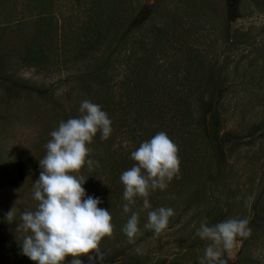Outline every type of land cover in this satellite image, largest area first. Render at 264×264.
<instances>
[{
	"label": "rangeland",
	"instance_id": "rangeland-1",
	"mask_svg": "<svg viewBox=\"0 0 264 264\" xmlns=\"http://www.w3.org/2000/svg\"><path fill=\"white\" fill-rule=\"evenodd\" d=\"M29 4L30 0H13L7 5L17 16L21 12L27 16V35L38 17V12L27 11L33 8ZM90 6L87 0H55L51 13L59 30L55 46H66L55 53L61 61L70 60L73 38ZM173 10V15L188 16V45L216 57L217 65L224 66L215 84L217 91L211 84L203 85L193 110L210 124L224 177L192 189L194 195L174 210L159 234L143 226L133 242L128 239L99 247L103 264H199L211 243L197 235L201 223L214 225L237 218L246 219L248 228L264 227V0H134L123 30L125 40H137L141 46L153 44L170 23ZM232 36L237 37L235 47L229 43ZM164 48L161 58L168 62L177 58L171 42L165 41ZM119 49L109 55L108 63L101 61L85 69L69 61L55 70L20 68L15 57L0 51V264L35 263L22 253L26 233L18 224L21 212L35 210L38 204L33 184L41 171L39 159L46 154L51 131L61 121L80 116L76 108L80 95L97 97L99 84L120 78L121 66L113 60ZM224 50L232 55L231 60L225 59ZM99 142L103 143L98 133L92 144L97 147ZM13 207L15 217L9 223L6 214ZM144 219L147 223V214ZM250 229L248 237L238 236L231 249L222 250L227 264H236L243 250L249 264H264V242L256 241ZM81 259L89 264L87 256Z\"/></svg>",
	"mask_w": 264,
	"mask_h": 264
},
{
	"label": "trees",
	"instance_id": "trees-1",
	"mask_svg": "<svg viewBox=\"0 0 264 264\" xmlns=\"http://www.w3.org/2000/svg\"><path fill=\"white\" fill-rule=\"evenodd\" d=\"M12 1H0V51L15 57L20 68L63 69L61 66L71 61L72 64H82L85 69H89L101 61L108 63L109 55L120 47L113 59L121 66L120 78L99 84L95 93L97 97H93L94 94L80 95L79 106L76 107L79 109L82 101L89 100L99 104L112 121V132L106 141L102 144L99 142L97 147L92 143L87 145L91 149L87 159L98 161L99 167L94 166L89 171L85 164L79 173H73L86 179L83 185L86 194L100 198L102 203L98 207L108 209L112 216L113 234L102 239L100 248L128 240L122 229L131 211H123L127 201L123 198L124 185L120 175L135 163L131 152L156 133L166 132L178 146L180 171L165 190L150 192L148 200L151 208L140 211V229L146 223L144 215L149 210L170 207L176 211L206 183L204 181L214 183L223 179L224 167L217 155L220 149L217 150L210 124L202 119L203 115L193 110L203 85L211 84L216 89L220 68L224 66L217 65L216 57L203 55L199 48L188 45L190 27L186 22L187 15L181 12L173 15V10L170 13L171 21L166 24L163 34L153 44L141 46L137 40L126 41L123 33L134 0H87L91 10L73 38V53H70V60L61 61L55 53L66 46H55L54 39L59 31L52 23L55 0H30L32 5L29 4V7L33 8L27 11L38 12V17L31 24L30 35H27V16L23 12L17 16V11L12 13L8 10L7 5H11ZM204 5L202 3L199 9ZM186 6L189 8L187 2ZM234 38L230 37L229 43H236L237 37ZM165 41L171 42L175 51L177 49V58H172V62L159 55L167 49L164 48ZM234 42L232 44L235 47ZM233 49L229 48L230 51ZM225 55V59L231 60L230 53ZM171 68L176 70L171 72ZM122 143L125 145L122 146ZM39 144L42 145L40 147L44 146L42 142ZM192 189H196L195 192ZM135 200L136 203L130 206L131 210L139 211L143 207V199L136 197ZM251 227L256 241L264 242V227ZM249 262L250 258L243 250L236 264Z\"/></svg>",
	"mask_w": 264,
	"mask_h": 264
},
{
	"label": "clouds",
	"instance_id": "clouds-1",
	"mask_svg": "<svg viewBox=\"0 0 264 264\" xmlns=\"http://www.w3.org/2000/svg\"><path fill=\"white\" fill-rule=\"evenodd\" d=\"M80 116L61 121L51 131L46 144V154L39 159V178L33 184V197L38 204L35 210L26 209L20 214L24 236L23 255L36 264H103L104 254L99 245L102 239L113 234L114 225L108 209L98 207L100 198L88 196L83 187L86 179L74 175L87 164L89 171L99 167L98 161L87 159L91 149L87 147L99 133L106 141L112 132V121L99 104L89 100L81 102ZM178 146L166 132L160 131L142 142L131 152L133 166L122 172L120 181L124 185L123 198L127 203L123 211L131 216L123 227L130 242L140 234V211L150 209L148 196L151 191L165 190L169 182L180 171ZM143 199V207L132 211L135 198ZM14 207L6 214V220L14 221ZM174 215L170 207H159L147 212L146 229L159 234L168 226ZM251 229L246 219L227 218L214 225L201 223L197 235L211 243L205 248L199 264H227L222 250L231 249L236 238L248 237Z\"/></svg>",
	"mask_w": 264,
	"mask_h": 264
}]
</instances>
